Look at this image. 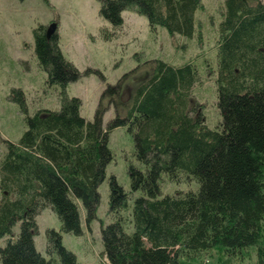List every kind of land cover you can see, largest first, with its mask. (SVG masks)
Returning a JSON list of instances; mask_svg holds the SVG:
<instances>
[{
	"label": "trees",
	"instance_id": "obj_1",
	"mask_svg": "<svg viewBox=\"0 0 264 264\" xmlns=\"http://www.w3.org/2000/svg\"><path fill=\"white\" fill-rule=\"evenodd\" d=\"M97 1L114 28L130 12L171 37L191 39L201 0ZM221 17L215 79L221 122L215 129L193 95L199 77L192 61L145 60L107 86L94 119L86 120L81 100L67 94L79 70L64 57L57 33L48 38L46 26L34 30L38 66L47 87L60 90L61 108L31 116L24 92L12 91L26 129L17 142L0 132L2 264H79L62 233L82 234V209L88 225L97 217L99 188L113 158L109 135L121 126L132 135L138 164L128 162L129 190L115 175L108 179L111 221L101 224V235L109 264H196L213 250L235 258L250 248L255 264H264V2L225 0ZM110 105L115 117L104 129ZM175 183L188 190L164 192ZM45 208L62 224L61 232L47 231L49 258L34 241Z\"/></svg>",
	"mask_w": 264,
	"mask_h": 264
},
{
	"label": "rangeland",
	"instance_id": "obj_2",
	"mask_svg": "<svg viewBox=\"0 0 264 264\" xmlns=\"http://www.w3.org/2000/svg\"><path fill=\"white\" fill-rule=\"evenodd\" d=\"M225 0H201L196 11V32L193 38L171 37L163 27L152 28L145 17L123 12L124 24L114 28L99 13L97 0H0V132L3 139L17 142L25 129V116L11 100L13 89L24 92L29 115L39 110H59L60 90L50 89L46 75L39 68L34 52V30L39 26L57 24L56 33L64 57L79 70L80 77L67 88L70 97L81 100L80 113L92 121L99 108L100 98L108 85H115L128 72L149 59H161L172 65L192 61L198 70V82L193 95L203 104L206 124L217 128L221 115L217 107L215 79L217 76V47L221 12ZM264 2V0H262ZM215 72L211 75L212 72ZM212 77H211V76ZM129 88L123 97L132 96ZM115 117L110 105L102 117L106 129ZM0 141V153L5 148ZM109 147L112 161L107 166V178L99 188L100 204L97 217L86 222L82 209V234L62 233L63 245L73 252L79 264H109L104 254L101 224L111 220L107 214L109 184L115 175L117 181L130 189L128 162L137 165L132 135L125 126L110 132ZM188 190L187 185L172 184L165 193ZM1 196V194H0ZM38 232L34 237L38 252L45 258L47 231L61 232V221L51 208H45L36 219ZM19 230L15 227L14 234ZM6 238L0 240L4 246ZM264 238L262 239V241ZM0 264L1 261H0ZM196 264H255V248L233 258L221 250H213Z\"/></svg>",
	"mask_w": 264,
	"mask_h": 264
},
{
	"label": "water",
	"instance_id": "obj_3",
	"mask_svg": "<svg viewBox=\"0 0 264 264\" xmlns=\"http://www.w3.org/2000/svg\"><path fill=\"white\" fill-rule=\"evenodd\" d=\"M57 30V24L56 23H52L47 27L46 30V35L47 37H51L52 35H54L56 33Z\"/></svg>",
	"mask_w": 264,
	"mask_h": 264
}]
</instances>
